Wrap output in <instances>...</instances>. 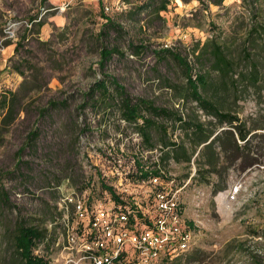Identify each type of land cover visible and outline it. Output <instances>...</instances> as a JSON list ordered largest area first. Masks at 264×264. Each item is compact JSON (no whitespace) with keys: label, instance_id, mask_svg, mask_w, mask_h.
<instances>
[{"label":"rangeland","instance_id":"obj_1","mask_svg":"<svg viewBox=\"0 0 264 264\" xmlns=\"http://www.w3.org/2000/svg\"><path fill=\"white\" fill-rule=\"evenodd\" d=\"M145 2L0 0V96L15 94L12 113L4 122L5 113L0 118V264H18L11 248L18 218L46 228L48 251L41 244L36 254L48 264H73L77 247L66 249L68 228L72 232L75 227L68 199L84 194L80 190L95 174L93 168L113 167L110 155L137 153L136 133L122 122L119 99L94 107L90 100L84 103L103 76L114 78L132 98L178 111L186 120L202 123L207 133L218 130L216 121L190 100L179 63L159 52L179 54L195 75L199 65L193 51L212 36L241 42L249 23L247 6L264 8V0H168L159 17L151 9L135 11ZM130 11L134 14L129 17ZM103 16L119 24L120 33L106 30ZM5 30L11 33L7 38ZM102 46L116 47L122 55L113 54L100 69ZM209 92L246 129H256L248 136L249 157L234 163L221 160L220 172L209 177V184L194 180L201 147L190 165L170 160L167 170L181 188L179 206L193 226L192 243L207 256L203 264H264V89L260 94L239 90L235 102L232 90L228 97L221 89ZM50 102L58 106L50 107ZM166 127L169 140L187 143L179 126ZM152 136L159 145V131L152 130ZM159 150L143 155L153 162ZM253 158L257 163L242 171ZM110 179L119 192L142 199L150 194L147 184L124 186ZM213 184L225 189L214 193ZM258 229L263 237L254 234Z\"/></svg>","mask_w":264,"mask_h":264},{"label":"trees","instance_id":"obj_2","mask_svg":"<svg viewBox=\"0 0 264 264\" xmlns=\"http://www.w3.org/2000/svg\"><path fill=\"white\" fill-rule=\"evenodd\" d=\"M155 1L147 0V3L135 6V11L140 13L151 9L152 13L156 17H159L161 12L167 10L168 0H160L159 3ZM126 3H129V0H126ZM121 14L123 15V12ZM133 14L134 12L130 11L127 16L130 17ZM247 14L249 15V23L244 30L241 42L235 39L229 41L228 38L212 36L200 48H196V51H193V53H197L195 61L199 65V70L195 75H193L192 68L186 59L181 58L179 54L169 50L159 52V54L173 57L182 67L186 76L185 87L190 100L197 105L198 110L216 121L217 131L214 130L211 133H207L202 123L190 119L186 120L178 111L158 108L152 102L130 97L124 92L123 87L110 76L105 75L102 79L93 83L89 93L85 95L84 103L90 100L94 107L97 104L100 105L101 102L107 105L114 104L119 99L117 108L121 120L126 125L134 127L135 133L141 139L138 151H136L137 153L132 151L131 154H127L128 156L123 155V153L120 155H110L107 159L109 162H112V168H132L134 171L129 175L132 180H147L151 176H159L156 168H167L170 160L177 164L190 165L192 157L197 149L201 147V150L198 151V155H200V160L198 161H201V166L198 168L194 180H198L199 183L209 184V177L219 174L220 170L217 167L221 160H227L230 163L238 160L246 161L249 157L248 154H250L248 136L256 129L254 127L246 129L240 119L232 114L231 109L220 107L213 100V96H209L208 93L211 90L215 92L217 89H221L223 97H228L232 90L231 93L234 95L235 102L237 101L236 93L239 90L260 94L264 89L263 5H258L257 3L254 5L253 3L247 6ZM103 17L106 20V24L104 25L106 30L109 29L120 33L122 28L119 24H116L107 16ZM37 26H41V24ZM103 35H106L105 31L100 34V36ZM113 54L122 55L116 47H101L99 53L100 69L103 68L106 61L110 60ZM156 55H158V52H156ZM18 73L21 74L19 71ZM94 93H96L95 98ZM14 101V93H10L9 96H0V118L5 113L2 122H4L6 115L8 116L12 113ZM49 105L50 107L58 106L54 102H50ZM60 105H63V103H60ZM167 123L179 126L184 130L186 132L187 143L185 141L177 143L171 139L169 140L167 138ZM152 130L159 131L160 133V137L158 138L159 145L157 146L152 136ZM33 136L34 134H32ZM158 148H160V157L157 159V162H151V157L144 160L143 153L145 151L152 152ZM118 159H121L122 164H117ZM254 161V158L251 162L247 160L241 166V170L251 168L257 163ZM188 176L186 174L184 178H188ZM94 177H96V174H92L84 183V186L80 190L81 192L90 193L92 198L100 200H103L106 195L114 205H125L124 200H120L116 195L114 188L106 185L102 180L91 186V181ZM213 187L214 193L225 189V186L222 185L215 186L213 184ZM1 204L2 206L7 205V197H2ZM71 209L73 213V207ZM138 218L141 220L139 214ZM192 229V224L185 222V230L192 231ZM259 231V229L256 230L254 234H257ZM46 232V228L35 223L27 224L26 221L18 218L11 231L12 255L18 264H48V260L44 256L36 254L41 244L48 251ZM259 234L260 236L258 237H263L261 232ZM206 258L207 256L204 252L194 247L183 255L173 260H163L160 264H203L206 262Z\"/></svg>","mask_w":264,"mask_h":264},{"label":"built area","instance_id":"obj_3","mask_svg":"<svg viewBox=\"0 0 264 264\" xmlns=\"http://www.w3.org/2000/svg\"><path fill=\"white\" fill-rule=\"evenodd\" d=\"M4 32L6 38L11 35L6 30ZM134 137L133 145L138 151L141 139L138 134H134ZM153 162H157V159ZM117 164H122L121 159L117 160ZM156 170L159 176L137 181L129 177L134 171L132 168H93L96 177L91 181V186L102 180L114 188L125 205H114L106 195L103 200L92 198L85 191L80 192L84 196L68 199L73 207L75 227H70L73 228L72 232L68 228L66 249L77 247V259L71 260V263L160 264L195 247L191 231L185 230V220L179 206L178 193L181 188L174 185V178L167 168ZM111 176L118 182L122 181L124 186L147 184L151 188L150 194L142 199L127 195L123 190L119 192L118 187L110 181Z\"/></svg>","mask_w":264,"mask_h":264}]
</instances>
